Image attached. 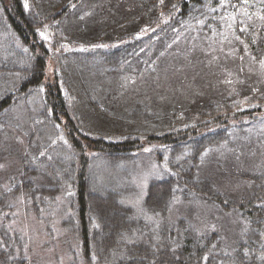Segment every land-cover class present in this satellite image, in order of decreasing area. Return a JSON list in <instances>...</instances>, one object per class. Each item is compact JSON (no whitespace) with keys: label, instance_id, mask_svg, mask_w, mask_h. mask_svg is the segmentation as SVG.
Here are the masks:
<instances>
[{"label":"trees","instance_id":"16d2710c","mask_svg":"<svg viewBox=\"0 0 264 264\" xmlns=\"http://www.w3.org/2000/svg\"><path fill=\"white\" fill-rule=\"evenodd\" d=\"M79 1L27 0L25 8L23 0H0V264H45L33 247L36 231L40 250L68 254L62 264H152L157 256L170 264H231L233 259L264 264V207L258 206L264 201V152L255 172L241 174L248 187L239 197L221 193L196 168L213 148L230 145L238 133L245 137L246 127L262 124L264 101L244 111L232 103L235 95H227L199 103L196 115L183 121L178 110L151 107L143 96L125 104L101 96L103 80L149 72L137 66L143 52L139 39L58 54L59 41L68 37L65 30L80 26ZM241 2L226 0L225 5L239 8ZM219 4L176 0L169 10L191 21V31L198 34L212 29ZM258 10V25L239 34L247 40L249 58L259 62L264 2ZM170 19L174 25L176 18ZM45 25L53 34L66 92L57 75L45 78L51 57L37 31ZM68 102L81 103L106 123L121 120L137 128L121 133L124 124L116 134L85 128ZM209 118L215 126L203 128ZM148 143L154 146L146 154L161 174L148 181L147 195L134 206L140 190L130 185V170ZM191 201L218 205L241 223L224 239L215 229L195 227L192 217L173 216L180 204ZM30 221L39 224L37 230ZM125 236L136 242L127 243Z\"/></svg>","mask_w":264,"mask_h":264},{"label":"rangeland","instance_id":"374dc122","mask_svg":"<svg viewBox=\"0 0 264 264\" xmlns=\"http://www.w3.org/2000/svg\"><path fill=\"white\" fill-rule=\"evenodd\" d=\"M142 1L80 0L77 10L80 26L66 29L67 39L59 41L58 54L61 51L115 46L123 41L140 40L143 52L137 66H142L141 70L149 73L126 74L111 81L103 80L99 89L101 96L106 95L114 102L122 100L124 104L143 96L151 107L178 110L183 114V121L196 115L195 107L199 103L217 101L227 95H235L232 103L235 108L241 107L244 111L264 101V69L258 61L249 58L245 51L247 40L239 34L242 28L246 29L243 31L246 34L258 25V6L264 0H247L246 4L242 0L239 8H228L227 5L221 7L219 4L216 9L218 12L213 14L212 29L198 34L191 31V21L178 16L175 9L169 10L176 0H163V3L161 0ZM23 3L26 4L27 0H23ZM170 16L176 18L174 25H169ZM40 31H45L47 39L40 37L51 57L46 63L45 78L57 75L55 78L60 89L66 92L62 75L58 74L60 69H57L53 34L42 28ZM227 80L232 82L226 83ZM73 88L76 91V84ZM102 103L106 102L103 100ZM68 104L77 112L82 123L80 125L85 128H105L107 133L116 134L113 132L125 124L121 120L106 123L81 103ZM214 120L207 119L203 128H213ZM60 123L64 133L65 118ZM72 125L78 127L75 123ZM124 126L121 133L137 128L133 123ZM77 130H82V126ZM240 133L230 145L213 148L196 166L199 176L211 177L217 189L231 197H239L248 187L241 174L255 172L257 161L264 152V122L246 127L242 132L246 133L243 138H240ZM153 146L146 144L144 153L132 166L130 185L138 187L146 179V186L151 178L161 174L155 160L145 151L151 150ZM138 188L141 192V188ZM178 215L192 217L193 224L199 229L217 230L224 235V239L230 238V234L241 223L236 214L218 205L199 201L180 204L173 213L174 217ZM30 224L35 230L39 227L37 223L30 221ZM40 240V234L36 231L33 247L39 251L45 264H62L67 260L68 254L62 249L40 250Z\"/></svg>","mask_w":264,"mask_h":264},{"label":"snow or ice","instance_id":"6c2138e0","mask_svg":"<svg viewBox=\"0 0 264 264\" xmlns=\"http://www.w3.org/2000/svg\"><path fill=\"white\" fill-rule=\"evenodd\" d=\"M161 3H163V0H161ZM244 3L246 4V3H247V0H244ZM225 4H226V0H220V6H221V7H224ZM27 7H28V5H27V3H26V4H25V8H27ZM73 7H75V5H73ZM213 10H214V9H213ZM260 18H261L262 20H264V16H261ZM232 19H234V17H232ZM197 23H203V21H201V20H197ZM229 26H231V25H229ZM45 29H47V25H45ZM37 31H38L39 35H40L42 38L47 39V37H46V35H45V31H40L39 29H37ZM241 31H246V29H243V28H242ZM237 39H238V37H237ZM101 46H102V45H101ZM245 51H247V45H245ZM241 59H242V58H241ZM253 59H255V58L253 57ZM259 64H260V67H261L262 69H264V58H261V59L259 60ZM225 82H226V83H231L232 81H231V80H227V81H225ZM145 151H149V149H145ZM207 151H208V150H205V153L202 154V155H205V154L207 153ZM145 184H146V179L143 180V181H141L140 185H138V187L141 188V192L138 194V196H137V198H136V200H135V204H134V206H138V205H140V203L142 202L144 196L147 195L146 191H144ZM174 191H175V189H174ZM173 200H175V197L173 198ZM121 203H124V201L122 200ZM258 206H259V207H264V201H261L260 204H259ZM141 211H143V210L141 209ZM146 218H147V219H151V217H146ZM247 230H248V229H247V225H245V228L242 229V233H243V232H246ZM123 238H124V239L127 241V243H129V244H134V243L136 242L134 239H131V238L127 237V236H125V237H123ZM157 239H158V237H157ZM153 248L156 250V252H159V251H160V247H159L158 245H153ZM225 255L230 257V256H231V253L226 252ZM242 255H243V258H244V259H247V258L250 256V250H249L247 247H245V248L243 249V254H242ZM204 259L207 260L208 257L205 256ZM260 259H261V260H264V254H262V255L260 256ZM152 264H170V261H168L167 259H160V258L157 256L156 259L153 260ZM231 264H243V260H236V259H233L232 262H231Z\"/></svg>","mask_w":264,"mask_h":264}]
</instances>
